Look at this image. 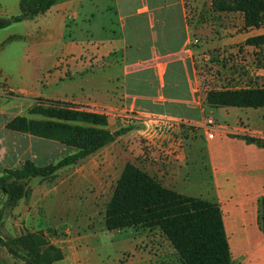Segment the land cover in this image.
Returning <instances> with one entry per match:
<instances>
[{"label": "crops", "instance_id": "0c3cea01", "mask_svg": "<svg viewBox=\"0 0 264 264\" xmlns=\"http://www.w3.org/2000/svg\"><path fill=\"white\" fill-rule=\"evenodd\" d=\"M86 1L59 0L34 20L0 30V91L38 94L28 89L27 83L38 74L39 57L55 45H61L65 54L72 56L71 66L82 72L83 81L93 82L92 91L79 99H42L83 105L88 111L99 114L122 108L149 118L79 161V177L110 181L114 178L111 167L123 160L116 184L125 164L132 163L166 189L218 204L232 264H264V234L258 224V201L264 197V147L243 139L258 138V134L264 133V108H209L205 114V94L209 89L196 70V59L201 52L200 47L194 45L183 0L173 4L178 5L180 11L176 24L161 11L162 7L172 6V0H111L103 9L112 14L117 30L109 32L107 40L95 43L73 38L75 31L87 28L95 20L93 11L81 9L82 2ZM18 13L19 0H0V17ZM38 20L40 23L31 29L28 23ZM157 25L160 29L154 31ZM249 30L252 29L244 31ZM246 48L264 51V46ZM251 61L255 66L247 75L252 78L224 79L229 84L226 90L264 87V60ZM211 115L215 116L218 127L211 138L202 128L184 126L169 128L162 136L153 132L150 137H143L145 130L156 128L152 123L156 119L200 125ZM9 121L0 122V165L22 155L20 141L23 137L32 138L35 144L47 143L55 151L62 149L65 155L72 151L53 141L43 142V139L8 131L5 125ZM107 128L111 132L113 128L124 129L122 123L113 118H107ZM174 141H180L181 145L176 152L172 149ZM48 155L53 156L54 151ZM140 157L141 164L137 162ZM26 160L34 162L30 158ZM87 240L90 238L51 241L64 253L63 260L56 264H84L81 254ZM0 264L24 263L0 246Z\"/></svg>", "mask_w": 264, "mask_h": 264}, {"label": "rangeland", "instance_id": "374dc122", "mask_svg": "<svg viewBox=\"0 0 264 264\" xmlns=\"http://www.w3.org/2000/svg\"><path fill=\"white\" fill-rule=\"evenodd\" d=\"M110 1L82 2V11H93L95 20L87 28H80L73 33L75 41L95 43L98 40H107L110 37L109 32L111 34L117 30L114 21L112 23V14L103 9V5L111 4ZM175 1L172 0V6L161 8L173 24L178 22L180 16L179 6L173 5ZM183 1L194 45L200 47L201 55L196 59V70L204 77L205 86L209 90H226L229 84L227 85L224 79L252 78L247 75L255 66L251 60L263 61L264 51L256 52L246 48L245 41L264 33V29L244 31L241 15L215 13L210 7V0ZM37 23L40 21L28 24L34 29ZM157 29H160L158 25L154 31ZM146 33L149 34L148 31ZM41 56L37 65V76L27 83L28 89L41 95L34 92L14 93L8 89L0 91V122L18 116H28L27 109L36 103L37 98L79 99L92 91L93 82L83 81L82 72L71 66V63H74L70 62L72 56L65 54L61 45H55L52 50ZM221 79L224 83H221ZM209 108L205 105V114H208ZM30 117L36 119L35 116ZM211 117L215 118L212 115ZM121 129L113 128L112 131ZM20 145L22 155L6 160L0 165V172L28 158L37 165H46L63 157L61 154L64 153L62 149L55 151L56 149L47 143L35 144V141L28 137H23ZM53 151V156L48 155ZM125 158L127 160V157ZM140 159L141 157L137 162L141 164ZM121 163L123 164V160L111 167L114 178L110 181L79 177L81 166L77 164L65 171H58L53 178L27 180L26 185L31 194L20 202V206L12 214L0 217V237H16L24 229L31 232L42 231L50 244L51 241L90 238L85 242L81 254L84 264H181L169 243L157 230L134 228L120 232L106 231L104 212L115 187V178ZM4 199L5 194L0 193V209Z\"/></svg>", "mask_w": 264, "mask_h": 264}, {"label": "trees", "instance_id": "16d2710c", "mask_svg": "<svg viewBox=\"0 0 264 264\" xmlns=\"http://www.w3.org/2000/svg\"><path fill=\"white\" fill-rule=\"evenodd\" d=\"M59 0H19V13L0 17V30L44 14ZM215 13H239L243 30L264 27V0H210ZM246 46H264V34L248 38ZM204 104L210 108H264V87L238 90H210ZM86 106L61 101L36 99L28 116L10 120L5 128L38 139L53 141L72 151L46 165L26 160L0 174V193L5 200L0 217L10 215L21 200L29 198V179L53 178L64 167L76 165L132 130L111 132L103 114ZM30 116H35L36 119ZM247 143L264 147L257 138L243 137ZM258 224L264 234V197L258 201ZM107 232L141 228L157 230L169 243L181 264H232L218 204L190 198L164 188L159 181L132 163H126L116 181L104 212ZM0 246L24 264H56L63 251L48 242L42 231L22 229L20 235L0 237Z\"/></svg>", "mask_w": 264, "mask_h": 264}, {"label": "built area", "instance_id": "2783aa9c", "mask_svg": "<svg viewBox=\"0 0 264 264\" xmlns=\"http://www.w3.org/2000/svg\"><path fill=\"white\" fill-rule=\"evenodd\" d=\"M102 114L106 118H110V119L113 118L115 120L120 121V123H122V126L124 128H131V127L137 126L138 124H144L149 119L148 117L125 111L122 108L106 110ZM152 123L156 125L155 126L156 128L153 130H145L143 132V137L148 138L152 135L153 132H156L158 136H162L164 135L165 130H168L169 128H172L174 126H179V127L184 126L189 129L202 128L210 133L208 136L209 138H211L213 136L212 132L218 129L216 122L210 116L205 117L202 124L200 125H194L189 122H184V121H179V120L175 121V120H170V119H156ZM256 137H258L257 139L264 140V133H260ZM179 142L180 141H174L173 147H172L174 152L180 149L181 145Z\"/></svg>", "mask_w": 264, "mask_h": 264}, {"label": "water", "instance_id": "95a60500", "mask_svg": "<svg viewBox=\"0 0 264 264\" xmlns=\"http://www.w3.org/2000/svg\"><path fill=\"white\" fill-rule=\"evenodd\" d=\"M114 136V138H116V135H113Z\"/></svg>", "mask_w": 264, "mask_h": 264}]
</instances>
